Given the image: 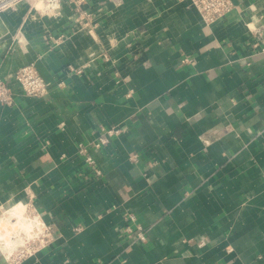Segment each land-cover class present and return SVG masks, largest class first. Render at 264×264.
<instances>
[{"label":"crops","instance_id":"crops-1","mask_svg":"<svg viewBox=\"0 0 264 264\" xmlns=\"http://www.w3.org/2000/svg\"><path fill=\"white\" fill-rule=\"evenodd\" d=\"M233 1L211 25L184 0H84L82 25L67 0L2 16L0 74L33 62L50 84L12 82L0 104V210L29 185L54 232L17 264H264V0ZM112 124L83 178L78 144Z\"/></svg>","mask_w":264,"mask_h":264},{"label":"built area","instance_id":"built-area-1","mask_svg":"<svg viewBox=\"0 0 264 264\" xmlns=\"http://www.w3.org/2000/svg\"><path fill=\"white\" fill-rule=\"evenodd\" d=\"M84 0H67L68 3L74 5V16L73 21L77 25L85 24L87 19H90L92 14L82 8V3ZM187 7L195 9L200 20L205 25H211L216 20L222 18L227 13L231 12L236 8V4L233 0H184ZM53 4L54 0H48ZM258 34V30L256 31ZM15 40L19 41L20 36L14 35ZM254 45H257L255 42ZM186 62L192 61L191 58L185 57ZM15 83L16 86L21 90L23 94L33 97L43 96L48 93L49 82L44 80L41 74L38 72L35 64L33 62L25 63L19 66L14 72L4 77L0 74V104H11L14 101V91L11 87V83ZM12 83V84H13ZM63 123L60 122L59 126ZM122 131V126L119 124H112L108 126L101 125L99 127V135L88 147L82 143L77 146V153L82 156L83 162L85 164V172H81L83 178H88V176L98 177L101 175L102 171L98 165L97 159L90 148L95 152L99 150L102 146L107 144L113 136L118 135ZM137 154H132L130 159L136 160ZM26 199L24 200L25 207L23 210V216L25 218H31L34 220L36 225L32 226L29 231L20 229L16 224L17 232L12 236H8L6 230L3 235L12 240H17V243L10 250H2L0 248V253L5 258L8 264H17L21 260L35 254L39 249L46 246L53 238V226L47 223L41 212L37 210L33 203V193L30 190L29 185L25 187ZM15 202L14 204H17ZM12 204V205H14ZM5 208L0 210L1 222L8 220L9 218L3 217ZM4 212V213H3ZM13 219L10 218L9 220ZM14 220V219H13ZM0 222V225H1ZM81 229L80 225L73 227L74 231H79ZM124 230L126 232L134 231V238L137 241H145L146 234L144 228L141 224L136 222V218L133 214H129L127 221L124 224ZM11 233V232H9ZM19 237V238H17Z\"/></svg>","mask_w":264,"mask_h":264},{"label":"rangeland","instance_id":"rangeland-1","mask_svg":"<svg viewBox=\"0 0 264 264\" xmlns=\"http://www.w3.org/2000/svg\"><path fill=\"white\" fill-rule=\"evenodd\" d=\"M21 4H28V6L35 7L36 9L40 10V12H47L50 8L48 0H0V34L4 31L5 28H7L6 22L2 21V16H6V18H11L13 17V13H15V10L18 8V6H21ZM32 4V5H30ZM27 6V8H29ZM11 14V16H9ZM14 220H4L1 222L0 225V242L3 241L4 239L1 238V235L6 233V230H9L8 236H12L15 233H18L17 227L15 226L16 224H13ZM7 237V235H6Z\"/></svg>","mask_w":264,"mask_h":264},{"label":"bare ground","instance_id":"bare-ground-1","mask_svg":"<svg viewBox=\"0 0 264 264\" xmlns=\"http://www.w3.org/2000/svg\"><path fill=\"white\" fill-rule=\"evenodd\" d=\"M25 207L24 200H19L17 204L6 206V210L3 212V217L6 218H12L14 219L13 224H17L20 229H24L26 232L31 229L32 226L36 225L33 219L31 218H25L23 216V210ZM0 222H1V216H0ZM9 234V231H7ZM1 238L4 240L0 242V248L2 250H10L12 247H14L17 243V240H12L11 238H8L4 235H1ZM19 238V237H17Z\"/></svg>","mask_w":264,"mask_h":264}]
</instances>
